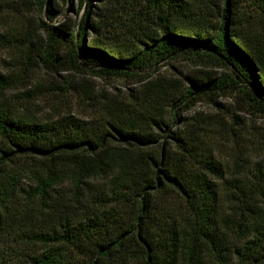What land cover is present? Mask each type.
I'll list each match as a JSON object with an SVG mask.
<instances>
[{
  "label": "trees",
  "instance_id": "16d2710c",
  "mask_svg": "<svg viewBox=\"0 0 264 264\" xmlns=\"http://www.w3.org/2000/svg\"><path fill=\"white\" fill-rule=\"evenodd\" d=\"M247 1L264 25V0ZM26 2L58 14L56 0ZM82 4L72 26L40 19L37 49L45 70L72 75L56 90L78 110L41 120L30 111L40 96L9 97L23 78L0 73V264H264V123L187 117L234 96L264 120V44L250 12L241 0ZM193 54L229 74L155 71Z\"/></svg>",
  "mask_w": 264,
  "mask_h": 264
},
{
  "label": "rangeland",
  "instance_id": "374dc122",
  "mask_svg": "<svg viewBox=\"0 0 264 264\" xmlns=\"http://www.w3.org/2000/svg\"><path fill=\"white\" fill-rule=\"evenodd\" d=\"M56 10L58 12L55 20H47L42 13L37 12L32 6H27V2L19 0H0V35H5L4 39L0 38V73L15 72L23 78L21 84L16 89L6 92L10 96L24 97L27 94L32 95L33 91L40 96V101L36 107H31L30 111L41 120H50L58 112L62 113L68 108L73 111L78 110V101L69 95H64L56 90L58 85L62 86V82L73 78L68 72L59 71L58 73H50L45 70L39 63L38 45L42 44V32L38 29L39 20L57 26L63 24L72 26L82 16L85 5L79 6V0H67L66 2L56 0ZM244 11L254 19L251 21L252 33L257 34L260 41L264 44V25L259 23V17L252 11L254 7L250 1L241 0ZM102 5L92 4V11L100 12ZM106 15V14H105ZM107 25L113 23L112 18L106 19ZM35 33V34H34ZM108 36V35H106ZM34 37V44H28L27 40ZM87 37H98L94 32L88 29ZM36 38V39H35ZM104 39V38H102ZM159 75L178 77L187 75V77H201L209 74L213 78H221L228 75V70L214 61H208L200 55H187L178 57L169 62L160 63L155 68ZM91 86L99 87L110 91L112 86L121 88L123 83L112 79L89 78ZM58 89V88H57ZM42 97V98H41ZM220 110L214 108L208 102H199L191 110L187 112V117L196 116L201 118L212 117L218 115L223 118V122L227 123V112L233 111L237 113L241 120L247 124L261 125L264 120L257 117H249L238 111L237 99L234 96L222 97L218 99ZM214 124L212 120H210ZM219 120L218 126H221Z\"/></svg>",
  "mask_w": 264,
  "mask_h": 264
}]
</instances>
